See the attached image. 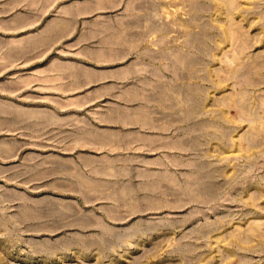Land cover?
Wrapping results in <instances>:
<instances>
[{"label":"rangeland","instance_id":"obj_1","mask_svg":"<svg viewBox=\"0 0 264 264\" xmlns=\"http://www.w3.org/2000/svg\"><path fill=\"white\" fill-rule=\"evenodd\" d=\"M55 1L81 3L71 34L116 41L100 69L157 74L81 90L92 101L78 112L142 133L131 147L51 155L53 126L0 117V264H264V0ZM5 2L0 100L21 105L33 62L3 43L37 28L8 25ZM117 104L145 117L127 122L110 111ZM90 149L110 163L93 192L73 182Z\"/></svg>","mask_w":264,"mask_h":264},{"label":"crops","instance_id":"obj_2","mask_svg":"<svg viewBox=\"0 0 264 264\" xmlns=\"http://www.w3.org/2000/svg\"><path fill=\"white\" fill-rule=\"evenodd\" d=\"M55 2V0H6L4 3L8 5V11H11L8 18L4 19L8 25L16 28H37L26 34L12 37L3 43L5 52L8 50L11 57L24 58L27 63L33 62L25 73H21L26 76L24 77L28 83L26 87H31V95L27 94V100L22 103L23 105H17L28 109L25 119L27 122L31 121L32 126L33 124L53 126L51 129L53 128L57 134L54 138L58 144L49 145L55 149V151H48L51 155L78 154L86 145L91 149L93 144L97 148L113 146L112 142L117 139L129 140L126 144L129 143L131 147L130 139L142 133L137 130L100 126L97 122L98 117L92 112L89 111L86 114L78 112V107L81 108L92 101V97L88 93L82 95L81 90L87 88L89 83H96L107 78H113L109 81L110 86H113L117 85L120 80L127 79L130 74L154 75L157 73L154 70H140L128 65L100 69L98 67L99 56L111 48L116 41L112 38L101 40L102 46L99 47L97 40H94L97 36L92 34V29L88 36L84 35L85 37L80 34H71L75 24H78L77 19L82 11L81 3L70 1L54 6ZM92 22L93 20L90 23L91 26ZM93 25L97 30V23ZM48 40L50 41L47 43ZM26 42H28L27 46ZM13 51L15 53H12ZM17 51L20 52L19 55L18 53L16 55ZM95 83L91 86L98 85ZM101 83L103 82L99 84ZM67 107L70 110H66ZM110 111L127 122L140 121V116L144 115H140L143 112L142 106L128 110L123 104H117L110 108ZM91 149L86 151L90 153L84 157L85 164L81 163L84 165L76 163L73 182L77 189L93 192L106 183L104 178L108 176L110 163L104 160L98 162L97 156L92 155ZM157 176L168 177L171 180L169 171L157 172ZM145 187L151 189L150 192H152L156 188V183L149 181Z\"/></svg>","mask_w":264,"mask_h":264},{"label":"bare ground","instance_id":"obj_3","mask_svg":"<svg viewBox=\"0 0 264 264\" xmlns=\"http://www.w3.org/2000/svg\"><path fill=\"white\" fill-rule=\"evenodd\" d=\"M50 28V27H49ZM50 31V30H49ZM43 36V35H42ZM46 36V35H45ZM27 38V37H26ZM26 38H25V40H26ZM47 39V38H46ZM52 39V38H51ZM18 41V40H17ZM21 41V40H20ZM29 41V40H28ZM46 41V40H45ZM50 40H48L47 41V43L49 42ZM14 43H15V41H13ZM25 42V41H24ZM23 42V43H24ZM10 43V42H9ZM18 43V42H17ZM12 44V43H11ZM19 44H21V43H19ZM45 44H46V42H45ZM24 45V44H23ZM26 46L28 45V42H26V44H25ZM16 46V45H15ZM18 47V46H17ZM15 48V47H14ZM21 49V48H20ZM14 50H16V49H14ZM23 50V49H22ZM12 51V50H11ZM18 51H19V48H18ZM18 51L16 52V55H17V53H18ZM24 51V50H23ZM20 52H21V50H20ZM19 52V53H20ZM9 52H7V54H8ZM12 53H15V51H13ZM19 53H18V55H19ZM22 54H23V52H21ZM25 53V52H24ZM22 54H20V55H22ZM9 55V54H8ZM9 56H11V55H9ZM13 56V55H12ZM13 58V57H12ZM9 59V58H8ZM12 61V60H11ZM252 72H254V71H251V73ZM42 73H43V71H42ZM234 73V72H233ZM248 77V76H247ZM246 79H248V78H246ZM28 82H29V80L28 79H26ZM22 81H25V80H22ZM250 81H251V79H250ZM20 83V82H19ZM23 83V82H22ZM21 83V84H22ZM27 82L25 81V83H23V84H26ZM28 84V83H27ZM19 85V84H18ZM15 87V86H14ZM14 87H12V88H14ZM6 90V89H5ZM203 99V98H202ZM205 99V98H204ZM233 100V99H232ZM235 101H237V99L235 100ZM3 102V101H2ZM203 102V101H202ZM237 103V102H236ZM219 104V103H218ZM198 105V104H197ZM216 105V104H215ZM200 106V105H199ZM236 106V105H235ZM240 106H241V104H240ZM238 107V106H237ZM243 108V107H242ZM246 108V107H245ZM28 110V109H27ZM27 110L25 109V108H21V107H19V106H16V105H12V104H7V103H1V100H0V117H3L4 119H10V120H12L13 121V123H15V121H18L17 123H19L20 121L19 120H22V118H24V120H26L25 118H26V114H27ZM243 110V109H242ZM30 111V110H29ZM245 111V110H244ZM33 112V111H32ZM31 112V113H32ZM37 111H35V113H36ZM226 112V111H225ZM241 112V111H240ZM263 113V112H262ZM33 114V113H32ZM31 115V114H30ZM29 115V116H30ZM221 115V114H220ZM13 117V118H12ZM32 117V116H31ZM38 117V116H37ZM219 117V116H218ZM30 118V117H29ZM225 118V117H224ZM23 121V120H22ZM230 121V120H229ZM31 122V121H30ZM29 123V122H28ZM42 123V122H41ZM262 124H260V126H261ZM29 126V125H28ZM30 127V126H29ZM252 127V126H251ZM259 128V127H258ZM259 130V129H258ZM263 132V131H262ZM263 139V138H262ZM221 140V139H220ZM253 143V142H252ZM258 145V144H257ZM249 146V145H248ZM249 148V147H248ZM221 153V152H220ZM256 170V169H255ZM252 193V192H251ZM244 239H245V237H244ZM244 239L243 240H241L242 242H244V243H246V242H248V241H246V240H248V237H246V242L244 241ZM243 243V244H244ZM247 244V243H246Z\"/></svg>","mask_w":264,"mask_h":264}]
</instances>
